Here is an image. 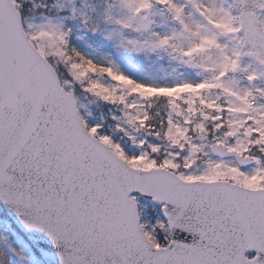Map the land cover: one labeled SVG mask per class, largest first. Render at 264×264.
<instances>
[{
  "label": "snow or ice",
  "instance_id": "snow-or-ice-1",
  "mask_svg": "<svg viewBox=\"0 0 264 264\" xmlns=\"http://www.w3.org/2000/svg\"><path fill=\"white\" fill-rule=\"evenodd\" d=\"M0 204L55 264H264V0H0Z\"/></svg>",
  "mask_w": 264,
  "mask_h": 264
},
{
  "label": "rangeland",
  "instance_id": "rangeland-1",
  "mask_svg": "<svg viewBox=\"0 0 264 264\" xmlns=\"http://www.w3.org/2000/svg\"><path fill=\"white\" fill-rule=\"evenodd\" d=\"M144 202L149 203L150 209H155V212L149 211L146 213L144 216L145 219H149L152 215H159L158 205L152 204L146 200ZM5 229H7V234L12 237L14 243L23 242L31 248V251L34 254V264H45L38 252L30 245L25 236L14 226L0 205V232H4Z\"/></svg>",
  "mask_w": 264,
  "mask_h": 264
},
{
  "label": "water",
  "instance_id": "water-1",
  "mask_svg": "<svg viewBox=\"0 0 264 264\" xmlns=\"http://www.w3.org/2000/svg\"><path fill=\"white\" fill-rule=\"evenodd\" d=\"M5 209L9 213V215L12 218V220L14 221V223L26 235V237L29 239V241L32 243V245L36 249H38V251L40 252V254L43 257V259L45 260V262L47 264H55L54 256L51 255V252H52L51 246H50V244H48L46 238H44L41 234L25 231L23 229V227L21 225H19L18 221L15 219L14 214L11 213L6 207H5ZM183 236H184L183 233H177L178 238H183ZM41 249L46 250L49 253V255L47 257L44 256V254L41 252Z\"/></svg>",
  "mask_w": 264,
  "mask_h": 264
}]
</instances>
